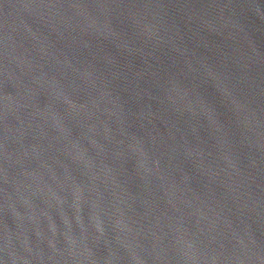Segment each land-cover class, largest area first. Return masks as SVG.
<instances>
[{
  "label": "water",
  "instance_id": "water-1",
  "mask_svg": "<svg viewBox=\"0 0 264 264\" xmlns=\"http://www.w3.org/2000/svg\"><path fill=\"white\" fill-rule=\"evenodd\" d=\"M0 264H264V0H0Z\"/></svg>",
  "mask_w": 264,
  "mask_h": 264
}]
</instances>
